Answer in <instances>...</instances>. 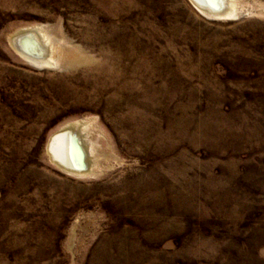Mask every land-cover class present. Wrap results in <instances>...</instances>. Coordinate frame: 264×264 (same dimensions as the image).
Listing matches in <instances>:
<instances>
[{"label": "rangeland", "instance_id": "1", "mask_svg": "<svg viewBox=\"0 0 264 264\" xmlns=\"http://www.w3.org/2000/svg\"><path fill=\"white\" fill-rule=\"evenodd\" d=\"M231 3L0 0V264H264V0ZM76 121L78 177L46 151Z\"/></svg>", "mask_w": 264, "mask_h": 264}, {"label": "bare ground", "instance_id": "2", "mask_svg": "<svg viewBox=\"0 0 264 264\" xmlns=\"http://www.w3.org/2000/svg\"><path fill=\"white\" fill-rule=\"evenodd\" d=\"M191 2L202 16L212 20L235 19L246 12V8H236L231 0ZM10 44L34 66L48 67L56 63L51 43L39 28L20 29L10 38ZM46 146L51 162L61 171L75 177L88 174V155L81 135V123L76 121L63 124L49 136Z\"/></svg>", "mask_w": 264, "mask_h": 264}]
</instances>
